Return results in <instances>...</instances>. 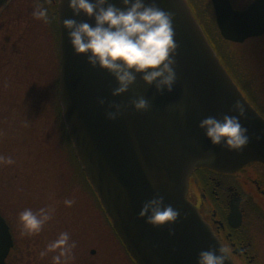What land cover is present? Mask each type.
I'll return each instance as SVG.
<instances>
[{
	"label": "water",
	"instance_id": "obj_1",
	"mask_svg": "<svg viewBox=\"0 0 264 264\" xmlns=\"http://www.w3.org/2000/svg\"><path fill=\"white\" fill-rule=\"evenodd\" d=\"M10 0H0V12ZM174 13L176 83L172 92L158 93L140 76L129 89L113 96L115 78L76 54L63 26L66 18L94 20L83 13L73 17L67 0H58L59 104L75 156L96 193L113 229L135 264H197L201 250L221 244L187 200L188 180L198 168L232 173L251 162L264 164V119L247 103L208 45L185 0H156ZM221 36L233 43L264 34V0L234 10L229 0H211ZM122 6V5H121ZM144 96L145 111L131 101ZM104 98L103 105L98 103ZM245 108L242 126L249 143L240 151L212 145L199 121L207 116L237 115ZM124 105L116 119H108L109 103ZM162 195L180 210L171 225L153 226L139 215L143 203ZM13 242L0 215V264ZM93 253V252H92ZM225 264H233L231 259Z\"/></svg>",
	"mask_w": 264,
	"mask_h": 264
},
{
	"label": "rangeland",
	"instance_id": "obj_2",
	"mask_svg": "<svg viewBox=\"0 0 264 264\" xmlns=\"http://www.w3.org/2000/svg\"><path fill=\"white\" fill-rule=\"evenodd\" d=\"M51 1L56 5L57 0L40 4L48 8L49 22L32 15L36 0H12L0 17V157L13 158L10 164L0 160V209L14 230L11 264H55L58 250L40 253L64 231L75 241L74 258L67 264H130L92 192L70 166L49 103L41 93L45 83L59 74ZM249 1L233 0V6L238 9ZM188 2L196 4L197 0ZM197 5L205 31L211 20L201 0ZM227 47L232 62L254 90L249 92L252 99L264 106V35ZM28 207L45 208L52 218L41 231L21 235L19 213Z\"/></svg>",
	"mask_w": 264,
	"mask_h": 264
},
{
	"label": "clouds",
	"instance_id": "obj_3",
	"mask_svg": "<svg viewBox=\"0 0 264 264\" xmlns=\"http://www.w3.org/2000/svg\"><path fill=\"white\" fill-rule=\"evenodd\" d=\"M62 2V0H60ZM73 17L83 13L94 20L78 22L75 18L63 20L68 39L76 54H84L93 67L107 70L116 80L117 87L112 95L125 93L136 82L139 75L146 85H154L158 93L172 92L177 75L174 68L175 52L178 47L174 39V13L158 6L156 0H67ZM122 5V6H121ZM38 19L49 22L48 8L38 5L32 13ZM98 103L103 105L104 98ZM137 111H145L149 101L138 96L131 101ZM108 119H116L125 107L109 103ZM237 115L224 114L222 117L207 116L199 121L206 139L212 145H220L230 151H240L249 143L248 128L242 126L240 118L245 108L239 100L233 105ZM5 164L13 163L11 156L0 157ZM72 204V200L65 201ZM180 210L166 204L162 195H154L145 201L139 215L153 226L173 224L180 216ZM52 218L45 208L33 210L31 207L19 213L22 223L21 235H31L42 230ZM75 241L70 233L61 232L57 239L41 251L58 250L53 257L55 264H67L74 258ZM230 248L221 245L218 249L201 250L197 264H225L229 259Z\"/></svg>",
	"mask_w": 264,
	"mask_h": 264
},
{
	"label": "flooded vegetation",
	"instance_id": "obj_4",
	"mask_svg": "<svg viewBox=\"0 0 264 264\" xmlns=\"http://www.w3.org/2000/svg\"><path fill=\"white\" fill-rule=\"evenodd\" d=\"M250 105L264 119L263 104L251 97ZM187 200L219 243L229 246L233 264H264V164L251 162L232 173L195 169L188 180ZM0 215L13 242L6 258V264H11L16 247L14 230L1 209Z\"/></svg>",
	"mask_w": 264,
	"mask_h": 264
},
{
	"label": "trees",
	"instance_id": "obj_5",
	"mask_svg": "<svg viewBox=\"0 0 264 264\" xmlns=\"http://www.w3.org/2000/svg\"><path fill=\"white\" fill-rule=\"evenodd\" d=\"M38 1V4L34 2V4L36 5V7L44 2H46V0H36ZM190 1V0H188ZM193 2V0H192ZM198 2V0H197ZM191 2H188L189 5L191 6V9L193 10L195 16L197 17V19L199 20L200 18H202L203 14L198 13V10L195 8L194 5ZM51 7L53 9V16L51 18V30L53 29L54 32V49L55 52L57 54V58H58V31H57V26H56V7L55 5L52 4L51 2ZM201 5H203L205 12L207 13L206 16H208L209 20H211V25H208L207 30L205 29V34L207 36V38L210 40V42L212 43L214 49L216 50L221 62L223 64L226 65L227 69L229 70V73L231 75H234L237 79V81L240 83V87L242 89H244L246 92H250L249 91V87L246 82H245V77L242 74L236 75L235 71L236 70V62L233 60H231V49L228 48V44H231L225 40H223L221 38V36L219 35L216 23H215V19H214V14L211 8V4L209 2V0H201ZM2 17V16H1ZM234 63V64H233ZM59 66V65H58ZM59 70V67H58ZM47 84L46 88H44V90L41 88V93H44V99H46L49 103V107L51 109L52 115H53V120L54 123L57 127V130L59 132V143L60 145H62L63 149H65L68 153V161L70 166L75 170L76 174L84 181V183L86 184V186L91 190L90 185L88 184L87 180L85 179V176L81 170V168L79 167L77 160L74 156V152H73V148H72V144L71 141L69 139V136L67 134V131L65 130L64 124H63V120H62V116H61V109L59 106V102H58V76L52 80L51 83H45ZM49 89V91H48ZM41 94V95H42ZM252 95V94H250ZM92 192V190H91ZM92 194L94 195V197L97 199V197L95 196V194L92 192ZM105 218V222L107 224L108 220L105 216H103ZM115 234V233H114ZM117 238V237H116ZM118 244L121 246V248L124 251L125 256L128 258L130 264H135L131 258L128 256V254L126 253L123 245L121 244V242L119 241V239L117 238Z\"/></svg>",
	"mask_w": 264,
	"mask_h": 264
}]
</instances>
